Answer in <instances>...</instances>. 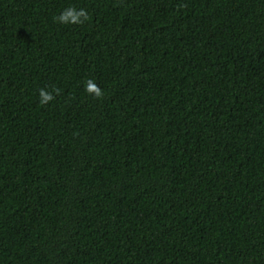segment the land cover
Returning <instances> with one entry per match:
<instances>
[{"label":"trees","instance_id":"1","mask_svg":"<svg viewBox=\"0 0 264 264\" xmlns=\"http://www.w3.org/2000/svg\"><path fill=\"white\" fill-rule=\"evenodd\" d=\"M0 264H264V0H0Z\"/></svg>","mask_w":264,"mask_h":264},{"label":"clouds","instance_id":"2","mask_svg":"<svg viewBox=\"0 0 264 264\" xmlns=\"http://www.w3.org/2000/svg\"><path fill=\"white\" fill-rule=\"evenodd\" d=\"M53 19L55 22L63 25H83L86 21H88L89 15L87 10L84 8L78 9L76 7L69 6ZM53 91H56L58 94V90ZM86 91L89 94H95L97 97L101 95V89L93 80H88L86 82ZM53 100V92L47 91L45 89H40L39 102L41 105H47Z\"/></svg>","mask_w":264,"mask_h":264}]
</instances>
